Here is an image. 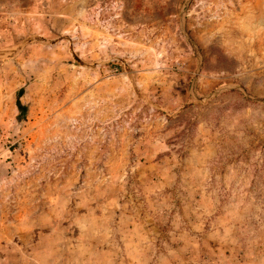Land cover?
<instances>
[{
	"label": "rangeland",
	"instance_id": "1",
	"mask_svg": "<svg viewBox=\"0 0 264 264\" xmlns=\"http://www.w3.org/2000/svg\"><path fill=\"white\" fill-rule=\"evenodd\" d=\"M0 264H264V0H0Z\"/></svg>",
	"mask_w": 264,
	"mask_h": 264
}]
</instances>
